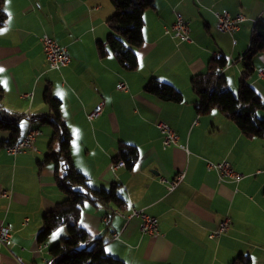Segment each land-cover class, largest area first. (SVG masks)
I'll return each instance as SVG.
<instances>
[{"label":"crops","instance_id":"crops-1","mask_svg":"<svg viewBox=\"0 0 264 264\" xmlns=\"http://www.w3.org/2000/svg\"><path fill=\"white\" fill-rule=\"evenodd\" d=\"M3 10L2 106L24 116L20 139L30 127L40 135L37 152L10 156V132L0 131V226L12 233V239L0 245V264H46L44 247L37 244L42 216L65 200L53 164L39 165L48 154L52 129L32 118L49 114L43 102L46 89L61 102L76 171L95 189L120 185L125 201L121 215L113 204L87 205L79 220L93 237L103 239L109 256L124 264H229L245 254L252 264H264V139L245 138L217 111L197 115L199 98L190 84L220 56L228 62L221 74L225 87L237 91L254 23L264 21V0H154L143 15L144 42L136 49L134 71L122 69L110 54L99 55V44L107 48V21L114 14L108 0H3ZM223 10L245 18L232 35L216 29L214 14ZM176 14L188 24L190 42L165 34ZM43 35L68 50L67 67L48 69ZM259 69L264 70V54L253 60L248 79L264 104ZM152 79L173 86L183 101L163 102L146 93ZM118 83H125L127 92L118 91ZM99 106L100 113L89 118ZM258 115L264 120V109ZM157 122L166 123L186 151L175 146L163 150ZM120 144L137 149L133 170L113 168ZM221 161L244 178L218 183L206 165ZM178 173H183L182 181L167 191L161 180L171 181ZM132 210L155 217L158 235H143L139 219H127ZM224 218L230 220L227 232L209 239Z\"/></svg>","mask_w":264,"mask_h":264},{"label":"trees","instance_id":"trees-1","mask_svg":"<svg viewBox=\"0 0 264 264\" xmlns=\"http://www.w3.org/2000/svg\"><path fill=\"white\" fill-rule=\"evenodd\" d=\"M108 1L114 8V14L107 21L110 29L106 39L107 48L99 44V55L104 57L110 54L122 69L134 71L138 67L136 49L144 42L143 15L153 8L154 0ZM5 20L3 0H0V28ZM259 54H264V21L261 19L255 21L248 48L242 56L237 95L225 87V78L217 73L218 69L228 65L224 57L212 59L207 73L191 78V88L199 98V103L195 106L196 114L207 116L217 111L231 121L245 138L263 140L264 120L258 113L264 109V104L248 84V79L253 73V60ZM144 90L163 102L179 104L183 101L182 94L173 86L155 79L150 80ZM2 99L3 90L0 86V131L10 132L7 147L20 140L19 125L24 116L4 109ZM43 102L47 105L49 114L35 116L32 122L38 123L39 126H50L52 134L48 154L39 165L53 164L56 185L65 200L58 203L52 211L43 214L37 244H45L54 232L65 228L66 236L48 249L47 262L56 260V264H124L106 253L101 237H93L79 225L87 205L113 204L120 213L125 208V201L119 191L120 185L113 184L108 190L95 189L83 174L76 171L70 153L71 136L60 116L61 102L53 96L50 89L45 90ZM137 160L138 152L134 146L119 145L114 163L123 161L126 169L133 170ZM229 264H252V260L248 255L239 254Z\"/></svg>","mask_w":264,"mask_h":264},{"label":"built area","instance_id":"built-area-1","mask_svg":"<svg viewBox=\"0 0 264 264\" xmlns=\"http://www.w3.org/2000/svg\"><path fill=\"white\" fill-rule=\"evenodd\" d=\"M216 29L220 33L224 34H234L240 28L241 23L245 21V18L241 14L231 16L227 11L223 10L221 12H216ZM166 35H170L171 38L177 39L180 42H190V30L188 24L184 22L180 14H176L175 21L169 30H165ZM43 45V51L45 59L47 62V67L49 70H60L65 68L70 63V57L68 50L65 47L60 46L56 41L47 35H43L40 39ZM233 44L235 42L233 41ZM218 58H221L218 56ZM225 68L218 69V75L223 73ZM257 73L260 77H264V70L259 69ZM116 89L121 92H127V86L125 83H118ZM100 106L97 107L89 118H93L100 113ZM157 128L159 129L162 139L161 148L166 150L171 146L178 147L186 151L185 146L178 144L177 134L164 122H157ZM40 135V131L37 128L30 127L27 133L16 143L6 147V153L10 156H14L20 153L26 152H37L35 147L36 138ZM125 167L123 161H119L113 164V168ZM208 171H214L217 174L218 183H223L225 181H232L234 183L240 182L244 176L235 172L231 165L227 161H221L219 163H207L206 165ZM183 179V173H178L175 178L171 181L161 180L162 183L166 184L167 191H173ZM3 197H8V192L2 193ZM117 214L121 215V213ZM137 218L139 219V231L143 235L156 236L158 235V220L155 217L149 216L142 213L141 211L132 210L127 216V219ZM28 220L24 221L23 225H26ZM230 226V220L224 218L218 225L217 229L209 234V239H216L224 235ZM12 239V233L10 231L0 226V245L8 243ZM46 264H56V260H51L46 262Z\"/></svg>","mask_w":264,"mask_h":264},{"label":"rangeland","instance_id":"rangeland-1","mask_svg":"<svg viewBox=\"0 0 264 264\" xmlns=\"http://www.w3.org/2000/svg\"><path fill=\"white\" fill-rule=\"evenodd\" d=\"M250 82V80L248 81V83ZM233 94L237 95V91L234 92ZM42 127V126H40ZM62 173V172H61ZM65 228H60L59 230H57L56 232H54L51 237L48 239V241L43 244L42 246L44 247L43 249V253L45 255V257L48 259V249L55 245L57 242H59L61 237H65L66 236V232H65Z\"/></svg>","mask_w":264,"mask_h":264},{"label":"snow or ice","instance_id":"snow-or-ice-1","mask_svg":"<svg viewBox=\"0 0 264 264\" xmlns=\"http://www.w3.org/2000/svg\"><path fill=\"white\" fill-rule=\"evenodd\" d=\"M3 69H0V72H2ZM0 84H4L6 86V82L5 81H0Z\"/></svg>","mask_w":264,"mask_h":264}]
</instances>
